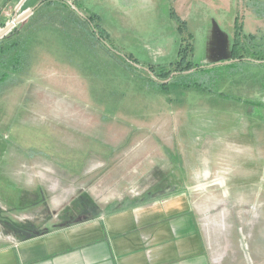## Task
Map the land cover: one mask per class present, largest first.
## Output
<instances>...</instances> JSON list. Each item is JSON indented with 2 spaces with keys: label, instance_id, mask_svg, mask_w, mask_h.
I'll return each instance as SVG.
<instances>
[{
  "label": "rangeland",
  "instance_id": "1",
  "mask_svg": "<svg viewBox=\"0 0 264 264\" xmlns=\"http://www.w3.org/2000/svg\"><path fill=\"white\" fill-rule=\"evenodd\" d=\"M68 1L104 41L68 2L0 0V30L37 4L0 37L20 43L16 69L0 57V246L185 193L207 264H264V62L208 91L146 70L189 33L188 59L228 60L236 21L264 37V0Z\"/></svg>",
  "mask_w": 264,
  "mask_h": 264
},
{
  "label": "crops",
  "instance_id": "2",
  "mask_svg": "<svg viewBox=\"0 0 264 264\" xmlns=\"http://www.w3.org/2000/svg\"><path fill=\"white\" fill-rule=\"evenodd\" d=\"M184 194L0 246V264H207Z\"/></svg>",
  "mask_w": 264,
  "mask_h": 264
},
{
  "label": "trees",
  "instance_id": "3",
  "mask_svg": "<svg viewBox=\"0 0 264 264\" xmlns=\"http://www.w3.org/2000/svg\"><path fill=\"white\" fill-rule=\"evenodd\" d=\"M66 1L67 0H64V2ZM64 2H61L59 0H41L39 6H53L56 4L66 6ZM256 5L257 7H255L254 10L257 15L264 16V2H260V8L258 7V2H256ZM76 7H78L77 4ZM73 14L74 20L85 30L86 26H91L90 31L94 33V36L96 34L95 37L98 40L104 41L107 38V32L103 25H101V18L98 15L86 14L85 17H81L75 11L73 12ZM172 16H174L176 21L180 23L178 26V28L180 29V25H182L183 21H181L178 16H175L173 12ZM183 26H185L184 23ZM187 38L188 40L186 39V42L184 44L182 43L181 39V43L177 52V60L174 63L169 64L170 66H174L173 69H169L164 66H157L158 68L153 65L147 66L151 74L155 76L157 83L165 90H167L169 83H174L171 81H175L174 77L177 75L178 77H185L187 79L185 82L187 88H195L197 90L208 91L209 89H207V87L204 85L207 79L220 80L223 72L229 76L241 70L242 66L245 65V63L258 61L264 62V37L260 40L255 35L244 34L242 25L237 21L234 25L232 45L229 53V60H231V62L228 64L219 66L215 65L213 67H201V65L193 62L191 59H188V57L193 53V46L190 42L192 40V34L189 33ZM6 54L11 56V68L16 69L19 66L20 58L19 41L12 40L9 41L8 44L3 46L2 41L0 40V57H4V55ZM128 58L131 59V56H129ZM172 74H175V76H173ZM8 77L9 72L3 70L0 71V86L7 80Z\"/></svg>",
  "mask_w": 264,
  "mask_h": 264
},
{
  "label": "water",
  "instance_id": "4",
  "mask_svg": "<svg viewBox=\"0 0 264 264\" xmlns=\"http://www.w3.org/2000/svg\"><path fill=\"white\" fill-rule=\"evenodd\" d=\"M69 3V5L71 6V8L81 17H85V15L74 5L72 4L71 2H69L68 0L66 1ZM37 6V4L35 5ZM34 7H32L31 9H28L26 10L24 13H22L21 15H19L16 19H14L12 22L6 24L1 30H0V37H2L4 34H6V32H8L10 30V28L12 27V25H14L16 22H20V21H23L27 16H29L33 10H34ZM231 60H224V61H216L214 63H211V64H206V65H201V67L203 66H206V67H211L213 65H219V64H228L230 63ZM148 72L149 70L146 69ZM173 75V74H172Z\"/></svg>",
  "mask_w": 264,
  "mask_h": 264
},
{
  "label": "flooded vegetation",
  "instance_id": "5",
  "mask_svg": "<svg viewBox=\"0 0 264 264\" xmlns=\"http://www.w3.org/2000/svg\"><path fill=\"white\" fill-rule=\"evenodd\" d=\"M167 197H168V196H164V197H162V198H159V200H160V199H165V198H167Z\"/></svg>",
  "mask_w": 264,
  "mask_h": 264
}]
</instances>
